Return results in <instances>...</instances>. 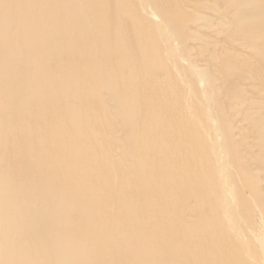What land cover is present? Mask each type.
I'll return each mask as SVG.
<instances>
[{
    "label": "bare ground",
    "instance_id": "obj_1",
    "mask_svg": "<svg viewBox=\"0 0 264 264\" xmlns=\"http://www.w3.org/2000/svg\"><path fill=\"white\" fill-rule=\"evenodd\" d=\"M0 264H264V0H0Z\"/></svg>",
    "mask_w": 264,
    "mask_h": 264
}]
</instances>
